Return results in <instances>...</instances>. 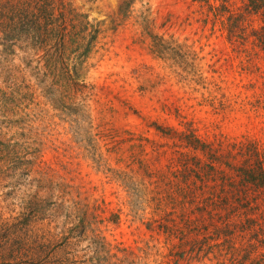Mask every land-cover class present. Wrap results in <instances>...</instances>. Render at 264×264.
Masks as SVG:
<instances>
[{
	"label": "rangeland",
	"instance_id": "374dc122",
	"mask_svg": "<svg viewBox=\"0 0 264 264\" xmlns=\"http://www.w3.org/2000/svg\"><path fill=\"white\" fill-rule=\"evenodd\" d=\"M54 1L98 32L78 63L51 68L32 41L0 53V240L23 248L0 264H188L150 226L174 211L156 192L195 185L210 214L190 220L237 226L202 264H263L264 51L203 26L208 0Z\"/></svg>",
	"mask_w": 264,
	"mask_h": 264
},
{
	"label": "trees",
	"instance_id": "16d2710c",
	"mask_svg": "<svg viewBox=\"0 0 264 264\" xmlns=\"http://www.w3.org/2000/svg\"><path fill=\"white\" fill-rule=\"evenodd\" d=\"M207 2L208 4L201 6L203 26L208 27L211 25L213 34H219L220 37L224 36L231 44L233 52L264 51V25L255 27L254 21L249 19L253 14L264 15V0H243L241 5H237L232 0H222L221 4L217 5L209 0ZM64 5V3L57 5L54 0H0V47L5 46L7 49V51L0 53L5 55L15 54L14 48L18 44L26 45L29 41H32L38 47L36 52H45L43 53L46 57L45 62L51 68L58 64L70 63L72 60L75 63L82 62L90 54L98 30H94L92 32L93 37L88 40V35H82L78 29H75L74 24L71 23L70 18L64 11ZM58 13H61L60 17H57ZM81 25L82 23L79 24V29ZM31 31L36 32L37 36L30 35L23 38ZM87 40L88 44H86ZM47 46H50V49ZM79 69L81 68L75 67L73 70L75 80L80 78ZM4 99L5 93L0 87V102L3 103ZM260 174L264 175L263 172H260ZM197 189L195 185V190L189 188V191L179 193V196L171 193L163 196L156 192L158 198L156 202H166L173 205L174 211L166 212L164 216L155 219L150 228L157 224L158 228L154 229L167 235L166 243L172 245L171 253L176 262L183 260L188 264L204 263L203 260L206 259L208 253L207 242L210 239L220 237L222 234L225 237L232 236V230L237 227L223 221V227L215 225L213 230H209L206 226L200 228L198 218L193 221L190 220L191 214L198 213L202 216H204V213L210 214L206 205L197 203L195 194ZM202 221L204 222V218ZM191 228L196 231L195 237H192V239L196 238L194 242H191L188 233L185 232ZM206 235H208L207 238ZM225 243L226 241H224ZM256 247H252L251 254L253 252L256 254L255 252L258 251ZM22 251L23 248H17L15 245L0 240V256L8 253L13 257L15 252L21 253ZM30 252L34 255L32 251ZM247 263L248 261H245L244 264ZM249 263L253 264V261ZM261 263L264 264V256ZM255 264L260 263L256 262Z\"/></svg>",
	"mask_w": 264,
	"mask_h": 264
}]
</instances>
